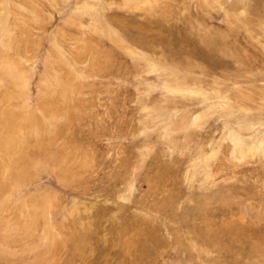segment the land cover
Listing matches in <instances>:
<instances>
[{"label": "rangeland", "instance_id": "1", "mask_svg": "<svg viewBox=\"0 0 264 264\" xmlns=\"http://www.w3.org/2000/svg\"><path fill=\"white\" fill-rule=\"evenodd\" d=\"M0 264H264V0H0Z\"/></svg>", "mask_w": 264, "mask_h": 264}, {"label": "bare ground", "instance_id": "2", "mask_svg": "<svg viewBox=\"0 0 264 264\" xmlns=\"http://www.w3.org/2000/svg\"><path fill=\"white\" fill-rule=\"evenodd\" d=\"M15 178V177H14Z\"/></svg>", "mask_w": 264, "mask_h": 264}]
</instances>
